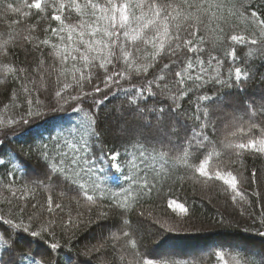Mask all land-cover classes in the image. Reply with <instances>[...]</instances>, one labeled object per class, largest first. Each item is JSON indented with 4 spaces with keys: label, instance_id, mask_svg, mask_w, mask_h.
Returning a JSON list of instances; mask_svg holds the SVG:
<instances>
[{
    "label": "snow or ice",
    "instance_id": "6c2138e0",
    "mask_svg": "<svg viewBox=\"0 0 264 264\" xmlns=\"http://www.w3.org/2000/svg\"><path fill=\"white\" fill-rule=\"evenodd\" d=\"M33 10L47 25L43 31L57 42L33 35L38 23H32L7 34L12 48L8 39L0 44L4 60L10 51L15 54V48H23L26 54L42 46L49 49L47 71L44 53L34 68L0 62V80L7 74L14 81L32 77L33 85L29 88L22 82L24 102L4 106L11 114L0 119V148L44 117L46 111L42 109L54 112L57 106L68 105L80 118L47 140L34 141L27 150L13 149L10 154L0 151V167L7 169V191L12 197L4 200L8 211H0V264H54L51 252L48 258L37 259L31 252L18 251L17 238L24 233L41 239L47 236L50 250H62L68 240L64 245L57 240V227L62 229L61 238L68 234L71 239L81 227L114 215L119 217L118 234L111 232L117 225H111L97 243L84 249L83 255L94 254L97 264H110L108 257L116 250L112 242L122 241L119 260L123 264H192L145 258L154 253L141 250L143 240L126 217L146 193L155 190L159 177L177 165L198 174L205 183L222 182L233 203L248 199L244 186L251 187L256 172L245 175L240 166L245 151L264 155V97L241 106L219 90L211 94L207 86L243 92L257 79L264 82V73L259 72V65L264 64V10H257L252 0H23L21 6L0 0V11L26 19L32 17ZM236 46H247V51L239 56ZM53 74L59 85L54 93L44 85L45 76ZM94 75H102L99 83H93ZM134 80L131 92L123 88L122 81ZM86 84L92 86L90 91H85ZM116 90L125 92L128 105L119 128L128 146L123 152L101 149L98 154L94 139L100 138L99 107ZM101 92L103 97L96 99ZM41 94L46 95L47 105L39 100ZM190 96L196 98L191 117L197 122L196 128L182 134V129H187L181 119L182 101ZM85 97H92L88 109L82 107ZM148 98L159 100V105L150 106ZM225 105L232 108L231 113L223 110ZM217 121L225 129L222 139L215 138ZM6 155H10L8 160ZM27 158L41 163L44 178L32 182L31 188L22 184L14 191L12 183ZM214 159L216 163L210 167ZM105 164L122 171L129 187L120 193L108 192ZM33 189L48 192L44 204L36 201ZM52 193L58 194L57 200ZM72 204L76 206L75 216ZM29 206L32 212L26 214ZM168 207L188 211L175 200ZM249 219L248 228L262 229L258 235L264 236V210L259 216L249 213ZM217 223L226 222L220 219ZM161 226L169 232L185 230L180 223L173 226L165 221ZM212 255L218 257V264H264V249L236 245L228 253L221 250Z\"/></svg>",
    "mask_w": 264,
    "mask_h": 264
},
{
    "label": "trees",
    "instance_id": "16d2710c",
    "mask_svg": "<svg viewBox=\"0 0 264 264\" xmlns=\"http://www.w3.org/2000/svg\"><path fill=\"white\" fill-rule=\"evenodd\" d=\"M4 3H13L14 6H21L23 0H4ZM252 3L257 10H264V0H252ZM16 20H19L21 23L14 24L13 21ZM49 22L52 23V26H55V22ZM32 23H38V27L33 35L39 36L40 39L51 38L50 33L46 34L43 31V28L47 26L46 23L35 16L34 10L32 17L27 19L17 13L0 11V44H3L8 39V33ZM51 39L52 42H57L55 38ZM8 44L10 48L13 47L10 39H8ZM236 47L239 56H242L247 51V46ZM48 50L47 47L42 46L40 50H33L32 54H26L23 48H15V54L10 51L7 60L0 57V62L12 63L15 66L27 64L34 68L41 58V53H44L46 60L45 71H47L48 59L46 54ZM259 72L264 73V64L259 65ZM54 77L55 74L52 77L45 76L44 80V85L48 91L53 93L59 87ZM31 79L32 77H27L23 81L19 79L14 81V77L11 74H7L5 79L0 80V119H7L11 114L10 111L5 112V105H18L24 102L26 97L20 91V85L23 82L27 87L32 88ZM101 79L102 75H94L93 83H99ZM135 82V80L132 82L122 81L123 88L131 92L132 83ZM100 86L103 88L102 84ZM91 87V85L86 84L85 91H90ZM113 87L115 88V86ZM207 87L211 94L215 95L216 90H219L222 93H226L231 100L241 106L250 99L255 98L259 101L264 97V82L260 79H257L251 87L243 92L235 89L230 91L225 90L219 85L210 84ZM32 98L35 99V94ZM95 98L98 99V97ZM88 99L92 100L91 97H88ZM39 100L44 102L45 105L48 104L46 95L44 94L39 96ZM147 102L150 106L159 105V100L157 99L148 98ZM182 103L183 114L181 119L187 125L186 130L182 129V134H184L185 131L190 132L196 128L197 122L191 119L195 111L196 98L195 96H190L182 101ZM90 104L91 102L85 103L82 107L88 109ZM49 107L51 106L49 105ZM127 108L128 105L123 90H116L99 107L100 122L98 134L100 138L98 140L94 139V151L98 154L101 149L108 153L113 151L123 152L124 147L128 146L124 143L122 134L119 132V128L122 125L121 114H126ZM60 109L59 106H57V111L54 112L42 109V111H46V115L38 121L33 122L29 130L24 131L22 135H17L11 140H6L5 145L0 148V151L10 154L13 149L17 151L20 149L27 150L34 141L47 140L50 135L57 134L61 129H67L80 118L78 114L72 111L60 113L62 112ZM223 110L231 113L232 108L229 105H225ZM217 128L218 132L215 138L222 139L225 129L222 127L220 121H217ZM256 134L258 135V133ZM9 158L10 155L4 157L5 160ZM232 158L235 159V157ZM222 159H227V157H222ZM215 163L214 159L210 167L214 166ZM240 167H242L245 175L252 171L256 172V177L253 178L251 187L244 186L248 199L242 203H233L230 200L231 193L226 194L224 192L222 182L209 181L205 183L203 178H200L198 174L194 175L191 170H187L179 165L169 170L167 174L159 177V183L155 185V190L151 194L146 193L142 197L140 205L126 217L131 222L132 229L136 232L137 236L143 240L141 250L143 252L152 251L154 253V256H146L145 258L191 261L192 264H218V257L212 255L213 251L218 252L223 250L225 253H228L236 245L256 251L264 249V236L258 235V232L262 229L256 227L248 228L251 222L249 213L259 216L260 212L264 210V155L245 151L243 154V164ZM104 168V180L108 192L120 193L123 189L129 187L122 171L108 168L107 164L104 165ZM6 172L7 169L0 167V211L4 212H7L9 209V205L4 203V200L12 199L11 193L7 191L9 178L6 176ZM43 178L41 163L36 159L27 158L22 169L17 172L15 182L12 183V188L15 191L22 184H27L31 188L32 182ZM33 192L36 201L44 204L48 192L44 189L38 191L33 189ZM257 192L260 193L259 196L256 195ZM52 194L53 199L57 200L58 194ZM173 200L184 204L188 210L187 213L179 212L182 213L181 218L183 222H169V224H183L185 227L183 231L169 232L166 227L161 226L164 222H161V224L157 223V221L163 220V216L171 215V208L168 207V204ZM249 201H251V206H249ZM60 202L63 204L70 203L68 200H61ZM72 208L73 216H75L76 206L72 204ZM30 212H32V209L29 206L26 214ZM140 212H144L145 215L140 216ZM148 213H151V215L149 216ZM44 216L48 218L47 213H44ZM60 218L67 219V216L60 214ZM109 219L111 222L101 221L87 228L81 227L76 230L75 235H72L71 239L68 238V234H65L61 238L62 229L57 227V240L62 245H64L65 240H68L67 245L62 250H50V238L47 236L41 239L31 237L27 233L17 238L16 248L18 251L31 252L37 256V259L41 257L48 258V254L51 252L54 264H84L85 261L97 264V261L93 258L94 254L85 256L82 253L86 247L90 248L89 245L92 246L97 243L92 242V244H89L91 238L93 239L100 234L102 231L100 229H104L106 226L110 228L111 225L115 224L117 228H112L111 232L118 234L117 229L120 226L119 217L114 215ZM220 219H223L226 223L223 225L218 224L217 221ZM98 225L99 227H97ZM103 234H105V231ZM112 243L116 250L108 257L110 264H123L119 260L120 245L123 242L113 241ZM109 251L111 252V248ZM4 259H8L7 254H5ZM131 259V256H129L128 260Z\"/></svg>",
    "mask_w": 264,
    "mask_h": 264
},
{
    "label": "rangeland",
    "instance_id": "374dc122",
    "mask_svg": "<svg viewBox=\"0 0 264 264\" xmlns=\"http://www.w3.org/2000/svg\"><path fill=\"white\" fill-rule=\"evenodd\" d=\"M114 88V87H113ZM103 95H104V93L103 92H101V93H99V94H96V97H98V99H100L101 97H103ZM92 98V97H91ZM86 99H88V97H85L84 99H83V104H85V103H88V102H92V100L91 99H88V100H86ZM82 104V105H83ZM62 112H60V113H68V112H71V108H70V106H68V105H64V107L63 108H61L60 109ZM33 127V126H32ZM22 130V129H21ZM170 216H163L164 218H163V220H161L160 222H167L168 224H169V222H183L182 221V218H181V216H182V213H179L180 211H179V209H176L175 211H173L172 209H170ZM142 218V217H141ZM103 222H106V221H103ZM107 222H111L110 221V219H108L107 220ZM104 224V223H103ZM175 224H177V223H173V224H170V225H175ZM97 227H99V225L97 226ZM102 230V231H101ZM100 234H98L97 236H95V238H91L90 239V241L91 242H89V244L91 243L92 244V242H97L98 240H99V238L98 237H100L101 236V234H103L104 233V231H105V234L109 231V228L106 226V227H104V229H100ZM173 231H177V230H173ZM88 244V245H89ZM87 246V245H86ZM90 247H91V245H89ZM79 247H80V243H79ZM80 250H81V248H80ZM82 251V250H81Z\"/></svg>",
    "mask_w": 264,
    "mask_h": 264
},
{
    "label": "bare ground",
    "instance_id": "6f19581e",
    "mask_svg": "<svg viewBox=\"0 0 264 264\" xmlns=\"http://www.w3.org/2000/svg\"><path fill=\"white\" fill-rule=\"evenodd\" d=\"M50 123V122H49Z\"/></svg>",
    "mask_w": 264,
    "mask_h": 264
}]
</instances>
